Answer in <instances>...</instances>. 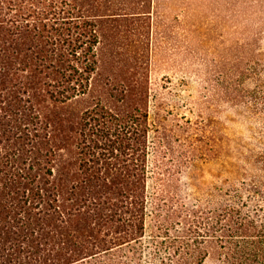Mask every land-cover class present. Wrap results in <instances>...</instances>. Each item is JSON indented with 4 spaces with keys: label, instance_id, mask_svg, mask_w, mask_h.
Listing matches in <instances>:
<instances>
[{
    "label": "trees",
    "instance_id": "obj_1",
    "mask_svg": "<svg viewBox=\"0 0 264 264\" xmlns=\"http://www.w3.org/2000/svg\"><path fill=\"white\" fill-rule=\"evenodd\" d=\"M151 1L0 0V264H264V112L169 163Z\"/></svg>",
    "mask_w": 264,
    "mask_h": 264
},
{
    "label": "rangeland",
    "instance_id": "obj_2",
    "mask_svg": "<svg viewBox=\"0 0 264 264\" xmlns=\"http://www.w3.org/2000/svg\"><path fill=\"white\" fill-rule=\"evenodd\" d=\"M147 41L149 121L169 163L191 126L210 140L217 129L262 127L264 0H152Z\"/></svg>",
    "mask_w": 264,
    "mask_h": 264
}]
</instances>
